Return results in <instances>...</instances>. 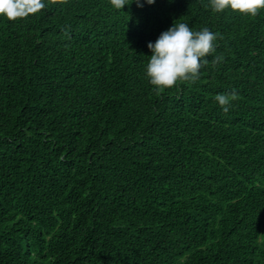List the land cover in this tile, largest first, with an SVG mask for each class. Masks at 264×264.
<instances>
[{
    "label": "trees",
    "instance_id": "trees-1",
    "mask_svg": "<svg viewBox=\"0 0 264 264\" xmlns=\"http://www.w3.org/2000/svg\"><path fill=\"white\" fill-rule=\"evenodd\" d=\"M175 22L219 34L208 59H224L157 91L147 45ZM0 264H264V9L46 0L0 17Z\"/></svg>",
    "mask_w": 264,
    "mask_h": 264
},
{
    "label": "clouds",
    "instance_id": "clouds-1",
    "mask_svg": "<svg viewBox=\"0 0 264 264\" xmlns=\"http://www.w3.org/2000/svg\"><path fill=\"white\" fill-rule=\"evenodd\" d=\"M156 0H132L137 7L154 5ZM112 7L122 10L129 4V0H110ZM212 11L222 13L225 10L236 11L242 15L255 17L264 9V0H209ZM46 7V0H0V17L10 21L26 18L39 13ZM217 33L207 27L194 31L187 23H174L168 30L162 32L155 42H149L147 47L152 53L146 67L149 83L157 90L164 91L172 88L178 82L195 83L201 74V69L208 63L222 62L223 56H213L217 49ZM238 98L237 93H219L214 99L224 113H228L232 101ZM179 231L195 238L201 235L200 230L189 221L181 218L170 224ZM206 234H204L205 236Z\"/></svg>",
    "mask_w": 264,
    "mask_h": 264
}]
</instances>
